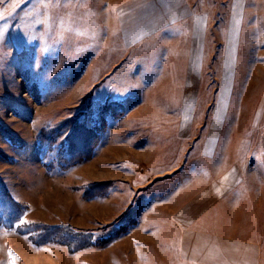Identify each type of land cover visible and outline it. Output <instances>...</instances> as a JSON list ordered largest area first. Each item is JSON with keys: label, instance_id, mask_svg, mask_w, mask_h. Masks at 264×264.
I'll return each instance as SVG.
<instances>
[{"label": "rangeland", "instance_id": "1", "mask_svg": "<svg viewBox=\"0 0 264 264\" xmlns=\"http://www.w3.org/2000/svg\"><path fill=\"white\" fill-rule=\"evenodd\" d=\"M232 2L188 0L201 50L158 32L184 0H0V264H192L191 226L264 255V0L239 43Z\"/></svg>", "mask_w": 264, "mask_h": 264}, {"label": "crops", "instance_id": "2", "mask_svg": "<svg viewBox=\"0 0 264 264\" xmlns=\"http://www.w3.org/2000/svg\"><path fill=\"white\" fill-rule=\"evenodd\" d=\"M184 2V8L173 11L171 19L170 17L166 18L164 22L159 24L158 32L169 30L174 37L179 34L183 43H198L202 50V43H207L209 28L211 27L210 13L195 12L188 0H184ZM245 4V0H233L231 4L230 14L232 18L230 27L227 28L229 31L226 34V37L229 38L227 43H235L237 39L239 43L245 21L243 18ZM175 43H177L176 39ZM231 74L229 69L226 77L230 79ZM179 79L181 80L183 77L180 76ZM174 95H186V88L179 86L174 90ZM168 107H172V111L177 110V107L171 104ZM167 142L174 143L175 139L168 138ZM223 185L226 186L225 181ZM189 228L190 230L184 233L183 241L180 244L187 258L189 256L193 262L192 264H264L262 246L255 240L228 235L216 228L206 230H198L192 226ZM186 262L184 261L182 264H187Z\"/></svg>", "mask_w": 264, "mask_h": 264}, {"label": "trees", "instance_id": "3", "mask_svg": "<svg viewBox=\"0 0 264 264\" xmlns=\"http://www.w3.org/2000/svg\"><path fill=\"white\" fill-rule=\"evenodd\" d=\"M0 184H1V186H3V188L6 190V188H5V184H4V181L2 180L1 181V179H0ZM7 191V190H6Z\"/></svg>", "mask_w": 264, "mask_h": 264}, {"label": "bare ground", "instance_id": "4", "mask_svg": "<svg viewBox=\"0 0 264 264\" xmlns=\"http://www.w3.org/2000/svg\"><path fill=\"white\" fill-rule=\"evenodd\" d=\"M121 102V101H120ZM119 109V108H118ZM120 110V109H119ZM121 111H122V109H121ZM124 112V111H123ZM36 141V140H35ZM36 144V143H35ZM39 158H40V156H39ZM43 160V159H42Z\"/></svg>", "mask_w": 264, "mask_h": 264}]
</instances>
